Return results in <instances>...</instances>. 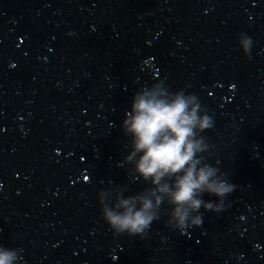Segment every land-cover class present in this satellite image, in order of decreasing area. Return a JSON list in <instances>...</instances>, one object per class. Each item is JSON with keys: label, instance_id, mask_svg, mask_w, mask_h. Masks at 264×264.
<instances>
[{"label": "water", "instance_id": "95a60500", "mask_svg": "<svg viewBox=\"0 0 264 264\" xmlns=\"http://www.w3.org/2000/svg\"><path fill=\"white\" fill-rule=\"evenodd\" d=\"M157 83L197 97L205 162L235 189L199 226L169 224L165 200L146 235L117 234L99 198L151 187L121 125ZM0 248L15 264H264V0H26L0 89Z\"/></svg>", "mask_w": 264, "mask_h": 264}, {"label": "clouds", "instance_id": "9594fccd", "mask_svg": "<svg viewBox=\"0 0 264 264\" xmlns=\"http://www.w3.org/2000/svg\"><path fill=\"white\" fill-rule=\"evenodd\" d=\"M240 44L247 54L251 39L241 34ZM212 126L195 95L173 93L157 83L133 96L121 125L131 146L124 163L134 164L133 172L151 187L127 197L125 189L117 188L113 199L99 198L103 219L115 233L143 237L160 218L165 200L171 206L169 224L179 229L199 226L201 208L220 211L235 185L205 162L203 154L209 145L200 133ZM205 194L217 198L216 207L203 199ZM16 260V250L0 248V264H15Z\"/></svg>", "mask_w": 264, "mask_h": 264}]
</instances>
